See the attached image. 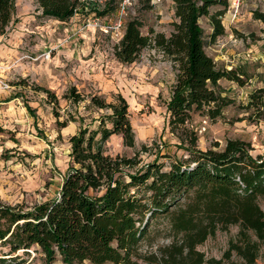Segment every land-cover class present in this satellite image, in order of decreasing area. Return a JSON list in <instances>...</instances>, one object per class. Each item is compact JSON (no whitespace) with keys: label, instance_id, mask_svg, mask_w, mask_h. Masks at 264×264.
<instances>
[{"label":"trees","instance_id":"16d2710c","mask_svg":"<svg viewBox=\"0 0 264 264\" xmlns=\"http://www.w3.org/2000/svg\"><path fill=\"white\" fill-rule=\"evenodd\" d=\"M123 0H109L92 8L97 17L114 13ZM176 21L169 36L153 29L143 34L139 18L127 21L115 56L123 64L135 63L142 52L155 48L174 65L176 80L166 104L170 132L189 153L187 161H177L165 171L153 162L131 171L136 158L107 155L104 145L113 135H122L124 145L134 147L135 134L128 117L127 101L108 104L98 96L93 106L112 111L96 130L80 128L70 138L72 166L59 193L33 207L9 205L0 200V244L9 248L0 264L18 262L20 251L37 247L45 264H222L208 260L200 250L218 232L238 227L224 259L231 264H259L264 244V156L250 155L251 146L242 140H228L222 151L198 149V135L191 127L194 111L215 120L230 104L218 92V84L228 80L243 84L246 74L238 69L218 67L206 52L205 31L200 21L208 17L212 28L210 43L226 34L223 12L211 13L228 0H173ZM43 17L62 23L90 6L79 0H38ZM16 0H0V36L10 28ZM262 23L264 11H253ZM48 96L54 97L46 90ZM78 104L82 96L72 87L67 95ZM56 100V99H55ZM264 107V88L250 96L247 109ZM75 118L60 122V129ZM219 147V144H216ZM167 221L169 242L156 250L144 251L153 239L156 221ZM238 257L232 262L233 255Z\"/></svg>","mask_w":264,"mask_h":264},{"label":"rangeland","instance_id":"374dc122","mask_svg":"<svg viewBox=\"0 0 264 264\" xmlns=\"http://www.w3.org/2000/svg\"><path fill=\"white\" fill-rule=\"evenodd\" d=\"M246 3L252 5L250 0ZM87 4L90 7L86 11L79 10L62 23L43 17L38 0H16L13 22L0 36V200L6 204L33 207L59 193L72 166L70 138L82 127L96 130L102 119L112 127L107 119L112 111L93 106L94 96L108 104H118L119 96L127 101L135 145L127 147L122 135H113L104 150L112 157L136 158L139 164L131 171L153 162L169 171L172 163L189 158L168 125L166 104L177 74L173 63L155 48L144 50L135 63L119 62L115 56L119 43L113 29L117 11L100 17L96 26L91 9L97 3ZM229 4L228 0L227 6L211 8V13H224L226 30L215 43L209 41V18H202L200 23L207 54L220 68L243 71L244 83L220 81L218 92L230 104L215 120L194 111L191 127L197 132L201 151H222L228 140H242L250 144V155L257 158L264 156V107H246L251 94L264 88V34L250 16L251 7L243 6L239 21L231 23ZM132 18L143 22L145 35L153 29L169 36L176 21L173 0H133L125 19ZM1 84L9 88L3 89ZM72 87L82 96L78 104L67 99ZM46 90L54 97L50 98ZM72 118L76 122L59 128L58 120ZM259 202L264 209L263 199ZM166 226L164 218L155 222L153 239L143 244L144 251L169 242ZM238 230L233 226L227 232H218L200 250L208 260L231 264L224 254L236 240ZM8 252L9 248L0 244V256ZM28 252L22 250L14 257L20 256L18 262L22 264H45L37 247ZM231 261L237 262L238 257L234 254ZM258 263L264 264V244Z\"/></svg>","mask_w":264,"mask_h":264},{"label":"built area","instance_id":"2783aa9c","mask_svg":"<svg viewBox=\"0 0 264 264\" xmlns=\"http://www.w3.org/2000/svg\"><path fill=\"white\" fill-rule=\"evenodd\" d=\"M108 1L109 0H79L80 3H87V2H91V3L93 2L94 3L95 2V3H97V5L94 8H97V9L103 8ZM247 1L248 0H229L230 4H229L228 14H229L231 23H237L239 21L242 8ZM132 2H133V0H123L119 4L118 10H117L118 19H117L115 25L113 26V29L115 30V34H116V37L118 39L117 42L119 44L124 37L125 27H126V23H127L125 17L127 16V11L129 9V6L132 4ZM95 15L96 14L94 12V21L96 22L95 25L97 26L98 23L100 22L101 18L97 17ZM1 85H2L3 89L9 88V86L6 84H1Z\"/></svg>","mask_w":264,"mask_h":264},{"label":"crops","instance_id":"0c3cea01","mask_svg":"<svg viewBox=\"0 0 264 264\" xmlns=\"http://www.w3.org/2000/svg\"><path fill=\"white\" fill-rule=\"evenodd\" d=\"M250 1H251L252 5L249 6L248 3H245V5H244V6L249 7V8L251 7L250 16H253V11H255L257 9L264 11V3L260 2V0H259V4L255 3V0H250ZM253 21L259 23L261 29L263 28V25L261 22L255 21L254 19H253ZM55 22H58V21H55Z\"/></svg>","mask_w":264,"mask_h":264}]
</instances>
